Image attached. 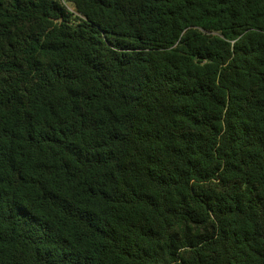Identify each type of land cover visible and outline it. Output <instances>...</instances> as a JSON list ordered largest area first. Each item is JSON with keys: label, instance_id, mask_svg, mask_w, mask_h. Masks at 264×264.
I'll return each instance as SVG.
<instances>
[{"label": "trees", "instance_id": "16d2710c", "mask_svg": "<svg viewBox=\"0 0 264 264\" xmlns=\"http://www.w3.org/2000/svg\"><path fill=\"white\" fill-rule=\"evenodd\" d=\"M0 264H264V0H0Z\"/></svg>", "mask_w": 264, "mask_h": 264}]
</instances>
